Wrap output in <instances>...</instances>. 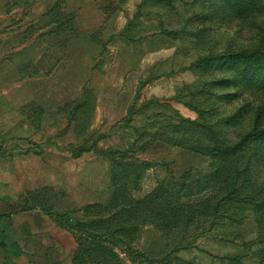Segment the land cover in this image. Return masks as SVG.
I'll return each instance as SVG.
<instances>
[{"label": "rangeland", "instance_id": "obj_1", "mask_svg": "<svg viewBox=\"0 0 264 264\" xmlns=\"http://www.w3.org/2000/svg\"><path fill=\"white\" fill-rule=\"evenodd\" d=\"M54 1L0 0L1 202L17 199L20 194V197L27 199L26 206H32L33 210H40L41 206L38 204L45 202L47 210L55 208L58 212V223L63 229L74 228L77 222L82 221L80 211L83 207L107 202L112 195L110 160L93 152L71 158V153L67 152L70 146L76 147V155L80 147L84 146L86 138L81 142L82 136L76 137L71 132L72 128L69 131L65 129L67 120L64 116H59L56 110L65 104L80 101L83 88L84 91L92 92L91 100L86 103L88 107L92 100L97 98L95 115L89 113L93 120L90 119V134L87 129L84 130L85 135H90V143L86 146H92L93 142L109 135H114L115 142L109 144L103 141L100 145L103 148L118 146L120 143L118 135L115 134L117 131H123L124 136L130 138L129 141H133L136 136L143 138L144 132L140 127L151 121L146 118L149 114L142 116L137 113L130 126L127 120L118 121L131 103L130 93L137 85L136 78L140 75V67L144 68V76L146 72L154 71V63H164L163 73L149 75L150 78L146 80L132 105L139 107L146 101L159 98V103L170 106L172 110L167 112L163 107L154 106L149 111L164 115L156 118V121L162 122L163 125L169 120L177 122V117L172 113L175 110L184 119L197 120V115L188 108L173 100L169 101L170 94H176V88L182 89L180 93L183 94L199 91L202 86L212 85L220 80L230 81L225 86L209 87L206 95L195 100L196 104L199 101H207L208 108L198 104L201 106L199 109L205 111L200 117V122L201 125L211 128L200 134L191 131L185 136L183 133V144L190 145L194 142L198 146L209 145L211 131L225 145L235 144L241 135L252 131L251 120L256 114H260L262 119L258 131L264 129V89L236 84L234 69H229L231 63L227 65L224 64L225 61L218 59L226 53L264 50V1L237 0V4L231 8L230 5H222L217 0H159L157 3L149 0V3L152 1L154 5L147 3L142 8L139 16H142L143 22L139 18L135 19L137 24L132 31H135L136 37H143L140 45H144L146 40L154 39L158 32H163L174 44L165 49L166 44L156 41L153 53H146L147 49L136 53L131 52L129 47L116 45L119 39L114 37L121 27L134 17L137 5L142 0H127L128 2L124 3V12L117 19L114 13L105 18L100 16L97 7H93L96 2L86 0L85 3L89 6L77 15V25L81 31L85 30V38H82L81 33L74 37L75 43L82 46L81 49L86 55H78L76 52L71 56L67 54L69 57H75L83 68L73 64L72 68H64L60 73H56L59 76L57 79L48 76L44 79L30 78L32 70L28 62L35 58L36 50L44 53V72L51 66L53 51H48L49 48L43 46L46 41L53 43V39L49 36L40 39L34 35L28 40L27 37L31 34L32 27L40 22L41 13ZM106 5L109 6L110 3L107 1ZM99 38L107 42L104 50L100 47ZM130 57L144 63L135 65L130 61ZM201 62L207 64L201 66ZM25 64L28 66H24ZM17 66L22 67L21 74L25 77L18 81L14 78L18 75ZM57 66L61 67L62 64ZM67 74L72 78L65 77ZM187 87L192 88L187 91ZM117 102L123 109L122 113L119 110L113 111L114 107L118 108ZM39 105L44 106V113L39 112ZM34 110H38L37 115ZM118 123L119 127L114 128ZM156 123H150L151 129L157 127ZM166 129L168 128L163 130ZM82 131L79 127L78 135L82 134ZM170 136L171 133L168 137ZM249 141L245 152L251 159L250 170L247 175H241L240 182L244 178L247 181L245 185L250 192V200L248 203L238 204V211L234 212L235 221L223 222L224 224L203 236H198L194 242L192 237V248L172 255L170 252L174 251L177 239L165 240L163 235L150 225H143L135 236L133 252L128 254L123 247L116 249L122 264H147L145 255L157 264H162L161 259L168 256L165 264H182L180 259L193 257L201 259L203 264H240L237 260L230 263V260L220 258L225 255H239L237 258H242V264H258L253 256L259 248L260 237L264 235V136L251 138ZM135 147V151L140 152L134 156L135 159L149 165L147 169L145 166L140 170L143 177L140 190L132 194L135 200L142 199L162 182H172L174 178L188 171L195 174L209 170L210 162L201 153L166 143ZM38 188L46 190L36 196L35 189ZM27 190L32 191L25 192ZM56 194L58 196H55ZM31 195L37 198L34 200ZM212 195L211 192H205L204 195L186 201L195 202ZM235 205V202L231 204L232 207ZM231 213L233 211H230L229 215ZM75 250L76 243L74 252Z\"/></svg>", "mask_w": 264, "mask_h": 264}, {"label": "trees", "instance_id": "obj_2", "mask_svg": "<svg viewBox=\"0 0 264 264\" xmlns=\"http://www.w3.org/2000/svg\"><path fill=\"white\" fill-rule=\"evenodd\" d=\"M119 1L124 4L127 0ZM153 1L156 3L159 2V0ZM217 1L222 5L228 4L231 8L238 2L237 0ZM259 1L264 0H258V2ZM55 20L56 17L54 16L53 21ZM259 50L260 51L226 53L225 56L218 59L225 61L224 64L227 65L231 63L229 69H234L233 74L236 84H246V86L255 89L258 87L264 89V50ZM206 64L207 63L203 62L200 63L201 66ZM229 82L228 80H220L217 83L211 82L212 85L206 84L202 86L201 90L195 92L188 91L192 87H187L186 90L188 92L183 94L180 93L182 89L176 88V94L169 101L173 100L188 108L197 115V120L184 119L178 111L175 110L172 113L177 117V122L169 120L163 125L162 122L156 121V118L164 117V115L155 113V111H149V109L157 106L163 107L167 111L172 110L170 106L163 105L159 103L160 101L155 99L146 101L139 107L132 105L127 113V117L123 119V122L127 120L130 126L133 117L137 113L139 115L141 113L142 116L143 114H149L150 116L146 118H150L151 121H147V124L140 127L141 131L144 132L143 138L136 136L134 140L129 143L125 151L101 149L98 145L101 139H98L97 142H93L92 146H86L90 143L88 140L90 135H85L84 130L87 129L88 134H90L89 128L92 119L91 116L89 117V113L92 115L96 106V99L92 100L89 107L86 105L87 101L91 100L90 95H92V92L85 90L83 94H81L80 101H76L77 103L75 104H65L57 112L59 116H64V119L67 120L68 130L72 128L71 132L74 133L76 137L82 136L81 142L86 138L84 146L80 147V151L76 155V147L73 145L70 146L69 151L73 158L93 152L108 158L112 164V177L110 181V187L112 189L111 198L104 203L91 204L83 207L80 211L82 221L77 222L74 228H67V230L72 233L71 235L76 243L72 264H122L116 249L123 247L127 250L128 254L133 252L132 245L135 236L143 225L152 226L157 232L163 235L165 240L171 238L177 239L174 251L170 252V255H172V253L192 248L193 242L198 236H203L213 228L222 225L223 222L225 223L227 220L232 222L235 221L236 216L234 212L238 211V204L248 203V200H250V192L245 185L247 181L244 178L243 181L240 182V177L241 175H247L250 170L251 159L245 152V147L250 144L249 140L251 138L264 136V129L258 131V126L262 121V119H260V114H256L251 120L252 131L241 135V138L235 144L225 145L216 138L212 131L210 132V138L208 140L210 141L208 143L209 145L198 146L194 142L190 145L182 143V140H185L183 133H185V136L191 131H196L200 134L203 131H209L211 128L201 125L200 122V117L205 114V111L200 110L199 108L201 106L198 104L201 103L208 108L207 101L205 103L199 101V103L196 104L194 103L195 100L206 95L205 93L209 87L213 85L215 87L221 85L225 86L228 85ZM144 83L145 82L140 83L136 97L139 96V91L142 89ZM216 100L219 101V99ZM38 110L40 113H44L42 110ZM38 110L36 111L38 112ZM36 111L34 110L37 115L38 113ZM206 111L209 112L208 109H206ZM151 122H157V127L151 129ZM79 127L83 130L80 135H78L79 133L77 132ZM165 128H168L166 129L167 131L163 130ZM170 133L171 136L168 137ZM79 142L80 141L77 143ZM189 142L190 140L187 141V143ZM153 143H166L173 147L203 154L210 162L208 172L194 174L188 171L178 178H174L172 182H162L145 197L135 200L132 194L140 190V181L143 177V172L140 170L144 169L145 166V169H147L149 165L142 160L135 159L134 156L140 152L135 151L134 148H136L135 146L142 145L148 147L150 144L153 145ZM141 149L143 150L144 148ZM43 190L45 191L46 189L35 191L37 192L36 196L43 194ZM205 192H211L213 195L195 202L186 201L189 198L204 195ZM36 196L34 197L33 195L32 198L35 200L37 198ZM55 196L58 195L56 194ZM20 200H22L24 208L28 210L33 209L32 206H26L27 199L20 197ZM234 202L237 205L232 207L231 204ZM38 205L39 207L41 206L39 209L42 212L54 218L58 226H60L57 218L59 215L57 214L58 212L55 211V208L47 210L45 202H40ZM231 208L233 210H230ZM230 211H233V213L229 215ZM69 214V217H71L72 212ZM1 218L2 216L0 215V219ZM263 239L264 235L260 237L259 248L254 252L253 256L258 260L259 264H264ZM145 259L147 264H157L146 255ZM168 259L169 256L166 259H161L160 262L165 264V260ZM233 260L238 261V258L235 257ZM180 262L182 264H196L194 261L182 259H180Z\"/></svg>", "mask_w": 264, "mask_h": 264}, {"label": "crops", "instance_id": "obj_3", "mask_svg": "<svg viewBox=\"0 0 264 264\" xmlns=\"http://www.w3.org/2000/svg\"><path fill=\"white\" fill-rule=\"evenodd\" d=\"M85 1L86 0H55L54 3L45 12L41 13L40 22L35 27H32L31 29L32 32L31 34L28 35L27 38L29 40L34 35H36L37 38L43 39L46 36H49L51 40L53 39L52 40L53 43L51 42L49 44L45 40L46 42L43 48H47V49L49 48L48 51H53L51 55L53 54L54 55L52 56L53 58L50 60L51 66L49 67V69H47L46 72H44L43 70L44 69L43 63L45 61L44 53L43 51L36 50L35 58L33 60L31 59V61L28 62L29 67L32 70V72L30 73V75L32 76H30V78L33 77L34 79H44L47 78L48 76L57 79L59 76H57L56 73H60L62 70H64V68L65 69L69 67L72 68L73 64L82 67V64L78 62L75 59V57L72 56L73 57L72 58L69 57V55L71 56L75 52L78 55L85 54V51L83 52V50L81 49L82 46L80 47L74 41V37L78 36V34L80 33L82 35V38H85L84 35L85 30L84 32L81 31V29H79L77 25L78 13L85 10V8L89 6L86 5ZM94 1L96 3L93 4V7L96 6L98 14H100V16L102 15L104 18L107 17V15L114 13L117 19L119 15H121L124 12L123 9L124 4H122L119 0H94ZM107 1L110 3L109 6L106 5ZM127 2L128 1H126L125 3ZM147 3H149V0H142L137 5V10L136 13L134 14V17L128 20L126 24L123 25L121 29L118 31L117 35L114 37L116 40L117 38L119 39L117 40L116 45L129 47L131 49V52L138 53V52H142L141 49H147L148 51L146 53H153L152 51L154 50L152 49L156 41H162L164 44H166L165 49L171 47V45L174 44L173 42H171L169 37L167 36L165 37L163 35V32H158L154 39H149L148 41L146 40L144 45L143 44L140 45V43L144 39L141 36L136 37L135 31L133 32L132 29L137 24V22H134L135 19L139 18V20L143 22V18L142 16H139V12L143 10L142 8L146 6ZM149 4L153 6L154 2L151 1V3ZM8 8H10V5ZM54 16L56 17L55 21H53ZM115 34L116 33H114V35ZM62 35L65 36L62 37ZM67 36H69L70 38ZM98 42L102 50H104L106 48L107 42L106 41L103 42L102 39L100 38L98 39ZM171 59L172 58H170V60ZM130 61H132L135 65L138 66L144 63V62L136 61L135 58L133 60L132 57H130ZM59 63L60 65L62 64L61 67L57 66ZM24 66L27 67L28 65L25 64ZM153 66H154L153 67L154 71L146 72V75L144 76L142 75L144 68L140 67L141 70L140 75L136 78V81L138 79L137 85L132 90L133 92L131 91L130 93V97L131 96L133 97L135 93L134 99H132L131 97L130 99L131 103L128 104V107L125 108L124 112L123 109H121V106L119 105L120 103L119 102L116 103V106H118V108L115 109L114 107L113 111L119 110L121 113L123 112L120 117L121 119L118 122L122 121L127 117V113L130 107L132 106V103L134 102L135 97L138 93L139 84L142 82H146V80L150 78L149 75H152V73L153 74L163 73L164 63L161 62L157 64L154 63ZM21 68H22L21 66L20 67L17 66L16 68V70L18 71L17 72L18 75H16L14 78L17 81L25 78L21 74ZM120 76L123 77V75ZM65 77H69L68 79L72 78L68 74ZM83 92L84 89L82 88L81 94H83ZM170 95L171 96H169L170 97L169 99H171L175 94L173 92V94ZM155 100H160V99L156 98ZM38 108L45 112L44 106L39 105ZM61 108L62 107H59L56 110V112H58ZM96 110H97V98H96L94 115ZM67 124L68 123L65 122V129H67ZM116 127H119V123L114 128ZM126 132H128V130ZM115 134L118 135L117 136L119 138L118 143H120V145L114 146L113 148H109V147L103 148L100 145L103 141L109 144H113V142H115L114 135L113 136L109 135L107 138H104L99 141L98 143L99 147L104 150L114 149V150L125 151L128 147V143L132 142V140L129 141L130 138L124 136L125 133L123 131H117L115 132ZM70 156L72 158L71 154ZM42 188H38V189H42ZM154 188L155 187H153L149 192H151ZM28 191H32V190H27L25 192ZM148 193H146L145 195H147ZM20 195H18L17 199H10L9 201L7 200L6 202L0 201V215L2 216V218L0 219V264H72V257L74 255V249H75V241L71 233L67 229H63L60 226H58L54 218L48 216L41 210L38 209L28 210L24 208V205L20 201ZM57 208H59V206L56 207V210H58ZM13 223H16V225H14ZM17 224H20V226H17ZM151 228L153 227L151 226ZM238 256L225 255L220 258H224L225 260H230V263H232L233 258ZM182 259L187 261H194L196 264H203L202 261H200L201 259L198 260L195 257L190 259H185V258ZM241 259L240 258L238 259L240 264H242ZM255 260L259 264L258 260L257 259Z\"/></svg>", "mask_w": 264, "mask_h": 264}]
</instances>
